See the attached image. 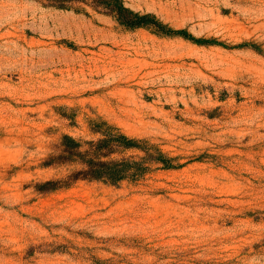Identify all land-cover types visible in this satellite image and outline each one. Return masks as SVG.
<instances>
[{
  "label": "rangeland",
  "instance_id": "374dc122",
  "mask_svg": "<svg viewBox=\"0 0 264 264\" xmlns=\"http://www.w3.org/2000/svg\"><path fill=\"white\" fill-rule=\"evenodd\" d=\"M124 2L224 46L0 0V264H264V0ZM104 124L176 169L39 192Z\"/></svg>",
  "mask_w": 264,
  "mask_h": 264
},
{
  "label": "trees",
  "instance_id": "16d2710c",
  "mask_svg": "<svg viewBox=\"0 0 264 264\" xmlns=\"http://www.w3.org/2000/svg\"><path fill=\"white\" fill-rule=\"evenodd\" d=\"M49 7L68 11L73 4H91L95 11L112 19L128 31L147 30L165 38H182L198 46H224L214 40L196 39L185 30H173L152 14H141L127 7L124 0H42ZM259 50L255 45H243ZM259 52V51H258ZM104 129L95 131L101 136L97 141L82 142L70 136H63V160L59 164H79L82 170L73 173L62 181H49L40 185L39 192H54L70 188L77 181L98 182L118 186L126 181H139L152 172V166H161L162 170H174L173 159L168 157L158 146L147 141L130 138L118 129L104 124ZM86 148V149H85ZM128 151L144 154L134 158L114 160L112 156ZM46 166H52L47 163Z\"/></svg>",
  "mask_w": 264,
  "mask_h": 264
}]
</instances>
